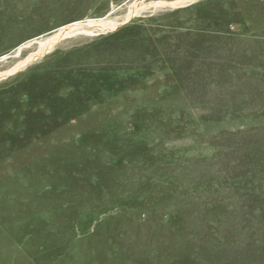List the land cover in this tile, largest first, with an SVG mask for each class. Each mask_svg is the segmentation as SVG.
Instances as JSON below:
<instances>
[{
    "label": "rangeland",
    "instance_id": "rangeland-1",
    "mask_svg": "<svg viewBox=\"0 0 264 264\" xmlns=\"http://www.w3.org/2000/svg\"><path fill=\"white\" fill-rule=\"evenodd\" d=\"M134 2L0 0V73L121 23L0 79V264H264V0Z\"/></svg>",
    "mask_w": 264,
    "mask_h": 264
},
{
    "label": "bare ground",
    "instance_id": "bare-ground-1",
    "mask_svg": "<svg viewBox=\"0 0 264 264\" xmlns=\"http://www.w3.org/2000/svg\"><path fill=\"white\" fill-rule=\"evenodd\" d=\"M196 0H175L172 2L168 1H153L149 3H143L138 2L135 0V2L132 4V6L129 8V11L127 15L125 16L122 23L129 21V19L135 15H137L142 10H147L148 8H159V7H175L180 6L186 3L194 2ZM121 23H118L114 20H106L104 18L99 19H89L87 21H75L69 24H65L57 29H55L52 32V35L49 37H46L45 39L38 41V50L37 52H34L30 54L25 60L15 65L12 69L0 73V79L5 78L9 75H12L19 70H21L23 67L28 65L30 62L34 61L41 55L49 52L54 46L61 40L71 37L75 35L77 32H79L82 29H94V31L97 32H107L112 31L115 28H117ZM37 40V39H36ZM34 41H27L23 45L19 46L17 49V53L21 51V49L30 46Z\"/></svg>",
    "mask_w": 264,
    "mask_h": 264
}]
</instances>
